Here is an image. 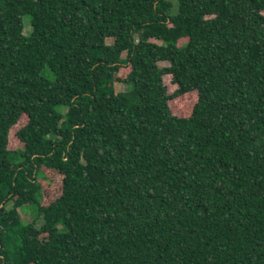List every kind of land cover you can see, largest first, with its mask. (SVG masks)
Instances as JSON below:
<instances>
[{"label":"trees","instance_id":"trees-1","mask_svg":"<svg viewBox=\"0 0 264 264\" xmlns=\"http://www.w3.org/2000/svg\"><path fill=\"white\" fill-rule=\"evenodd\" d=\"M0 264H264V0H0Z\"/></svg>","mask_w":264,"mask_h":264},{"label":"rangeland","instance_id":"rangeland-1","mask_svg":"<svg viewBox=\"0 0 264 264\" xmlns=\"http://www.w3.org/2000/svg\"><path fill=\"white\" fill-rule=\"evenodd\" d=\"M168 1L176 2V0H168ZM24 23H25L24 32L26 34H29L32 30V27H31V18L28 14H26L24 16ZM153 40H155V39H153ZM183 41L184 40H180V43H183ZM158 42H161V41L158 40ZM159 64L161 66H165V65H168L169 63L167 61H162V62H159ZM124 73L126 74L127 71L124 70ZM121 77H124V76H121ZM164 82L167 85V89H168L169 93H172L177 88V85L172 81L171 76L166 75L164 77ZM115 88H116V91H123V90H126L128 88V85L121 82V81H117L115 83ZM192 101H193V97L191 94H189V95L180 97L176 100H173L172 106L177 111V109L179 110L181 108H185ZM14 131H16V130H14ZM14 131L12 132V135H11V145L10 146L12 148L21 149L22 144L20 142H17L16 135L14 134ZM20 213H21L22 219L25 222H33L37 226H40L43 223V217L37 215V211H36L35 207H32V206L23 207L20 209Z\"/></svg>","mask_w":264,"mask_h":264}]
</instances>
